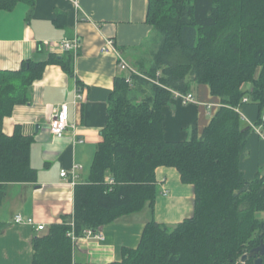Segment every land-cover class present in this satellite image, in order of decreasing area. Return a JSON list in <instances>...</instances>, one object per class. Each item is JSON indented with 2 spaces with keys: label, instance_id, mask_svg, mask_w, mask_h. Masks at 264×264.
I'll list each match as a JSON object with an SVG mask.
<instances>
[{
  "label": "trees",
  "instance_id": "obj_1",
  "mask_svg": "<svg viewBox=\"0 0 264 264\" xmlns=\"http://www.w3.org/2000/svg\"><path fill=\"white\" fill-rule=\"evenodd\" d=\"M19 2L34 0H0V11ZM147 21L161 36L151 67L117 76L90 179L75 187L73 215L34 238L32 264H76L71 233L83 236L147 206L153 211L160 166L176 167L194 185L193 217L174 226L151 219L139 246L110 264H237L264 241V172L245 178L241 157L253 131L237 111L245 96L264 109V0H149ZM49 63L74 73L71 61L56 56L0 69V207L7 184L36 179L32 138L7 135L3 120L28 101ZM193 83L209 84L223 106L201 136L195 130L189 140L167 141L163 107Z\"/></svg>",
  "mask_w": 264,
  "mask_h": 264
},
{
  "label": "crops",
  "instance_id": "obj_2",
  "mask_svg": "<svg viewBox=\"0 0 264 264\" xmlns=\"http://www.w3.org/2000/svg\"><path fill=\"white\" fill-rule=\"evenodd\" d=\"M149 0H34L19 2L0 11V69L18 71L26 60L47 61L64 57L73 74L61 64L49 63L30 85L28 101L16 104L3 120L7 135L20 131L32 138L29 148L36 179L9 183L0 207V264H32L33 240L54 223L74 213L75 187L88 182L103 131L108 122L109 101L120 68L121 56L141 71L152 64L160 34L147 21ZM113 39L116 50H105ZM64 40L77 41L76 49L65 51ZM249 90V89H248ZM197 102L183 103L174 95L163 107L165 139L189 140L194 131L201 136L223 106L209 84L193 83ZM81 97L77 98V95ZM63 104L69 106V125L61 134L51 129V119ZM243 127H251L241 157L248 181L264 172V139L253 129L262 113L256 103L239 107ZM62 170L75 171L62 177ZM154 208L147 206L117 221L102 225L96 236L73 239L76 264H110L121 261L125 248H137L147 223L155 219L170 226L193 217L196 194L193 184L184 183L173 166L156 170ZM32 217L34 225L16 223L14 217ZM264 218V213L259 216ZM39 224L44 230H37Z\"/></svg>",
  "mask_w": 264,
  "mask_h": 264
},
{
  "label": "built area",
  "instance_id": "obj_3",
  "mask_svg": "<svg viewBox=\"0 0 264 264\" xmlns=\"http://www.w3.org/2000/svg\"><path fill=\"white\" fill-rule=\"evenodd\" d=\"M62 47L65 51H70V50L76 49L78 47V44H77V41L72 42L69 40H64L62 42ZM104 49L105 50H116L115 41L113 39L107 40ZM119 58H120V65L119 66L121 69L129 71L130 74L138 73L137 70L134 69L133 67H131L121 56H119ZM159 75H160V73H159ZM154 81L156 83H158V81H156V80H154ZM174 95L181 98V100L185 104L197 102V97L195 96V94L192 91H189L187 93H182L180 91H174ZM79 97H81L80 94L77 95V98H79ZM248 102H250V97L245 96L242 100V104H245ZM239 107L237 108L238 112H239ZM261 122L262 123L258 127L255 124H252V126H253V129L261 136V138L264 139V114L261 117ZM68 125H69V106H68V104H63L59 109H57L53 118L51 119L52 132L56 135H61L67 129ZM69 173H72L74 175L75 171L74 170H72V171L62 170L61 176L66 177L69 175ZM14 221L16 223H27L30 225H34V223H35V221L32 217L25 218L22 215H16L14 217ZM45 228L46 227L43 224H39L37 226V230H44ZM71 235H72L73 239H75L77 237L74 235V233H71ZM84 235L96 236V237L101 238V239L104 238L102 233L98 232V230L93 231L92 229H86ZM237 264H244V262L242 260H240Z\"/></svg>",
  "mask_w": 264,
  "mask_h": 264
},
{
  "label": "water",
  "instance_id": "obj_4",
  "mask_svg": "<svg viewBox=\"0 0 264 264\" xmlns=\"http://www.w3.org/2000/svg\"><path fill=\"white\" fill-rule=\"evenodd\" d=\"M248 186L242 188L236 195L246 191ZM264 256V241H262L257 247L253 248L249 253H246L242 256L241 260L246 262L248 259L254 257L255 263L254 264H263V257Z\"/></svg>",
  "mask_w": 264,
  "mask_h": 264
},
{
  "label": "rangeland",
  "instance_id": "obj_5",
  "mask_svg": "<svg viewBox=\"0 0 264 264\" xmlns=\"http://www.w3.org/2000/svg\"><path fill=\"white\" fill-rule=\"evenodd\" d=\"M251 86H252V84L249 82V83H246L245 85H244V88L246 89H251ZM251 102V101H250ZM264 212H261V213H259V216H261L262 214H263Z\"/></svg>",
  "mask_w": 264,
  "mask_h": 264
}]
</instances>
